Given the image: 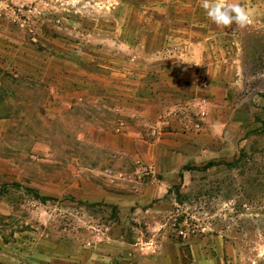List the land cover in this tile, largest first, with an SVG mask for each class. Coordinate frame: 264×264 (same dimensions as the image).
Wrapping results in <instances>:
<instances>
[{
    "label": "rangeland",
    "instance_id": "374dc122",
    "mask_svg": "<svg viewBox=\"0 0 264 264\" xmlns=\"http://www.w3.org/2000/svg\"><path fill=\"white\" fill-rule=\"evenodd\" d=\"M163 3L0 0V264L94 262L112 239L264 264V0L198 56L157 21L206 31L201 1Z\"/></svg>",
    "mask_w": 264,
    "mask_h": 264
},
{
    "label": "crops",
    "instance_id": "0c3cea01",
    "mask_svg": "<svg viewBox=\"0 0 264 264\" xmlns=\"http://www.w3.org/2000/svg\"><path fill=\"white\" fill-rule=\"evenodd\" d=\"M161 2H164L165 6L162 9L165 12L172 6L176 12L185 14L188 10H196L198 6V0H161ZM230 2L237 3V0H230ZM160 7L158 5L153 9H159ZM146 20L151 23L152 17L149 16ZM157 23L162 26V35L167 38L170 36L169 39L176 42L185 40L190 45L186 48L187 54L190 55L196 51L197 56L200 55V52H197L198 47H200L199 43L202 40L211 38L216 26L210 20L209 27H206L205 31L206 22L197 17L186 19L184 15L172 18L167 15L163 20H158ZM167 27H169V30L165 31ZM196 64H199V62ZM189 248L190 251L187 252L188 248L185 247V244L172 240H156L140 244L112 239L96 247L100 250L105 249V253H93L94 262L82 256L80 259L77 257L69 264H215L212 258L206 257V253L203 251L204 247L190 244ZM59 264L66 263L59 262Z\"/></svg>",
    "mask_w": 264,
    "mask_h": 264
},
{
    "label": "clouds",
    "instance_id": "9594fccd",
    "mask_svg": "<svg viewBox=\"0 0 264 264\" xmlns=\"http://www.w3.org/2000/svg\"><path fill=\"white\" fill-rule=\"evenodd\" d=\"M200 6L218 27H228L235 23L237 26L235 30H237L251 22L246 8L230 0H201Z\"/></svg>",
    "mask_w": 264,
    "mask_h": 264
},
{
    "label": "trees",
    "instance_id": "16d2710c",
    "mask_svg": "<svg viewBox=\"0 0 264 264\" xmlns=\"http://www.w3.org/2000/svg\"><path fill=\"white\" fill-rule=\"evenodd\" d=\"M235 162L233 163H230L229 166H233V165H236V163L234 164ZM215 164L214 163H209L208 165H206L203 169H210L211 167H213ZM6 190V186L3 187V189L0 191V194H3ZM37 195V194H36ZM44 199V198H42Z\"/></svg>",
    "mask_w": 264,
    "mask_h": 264
}]
</instances>
